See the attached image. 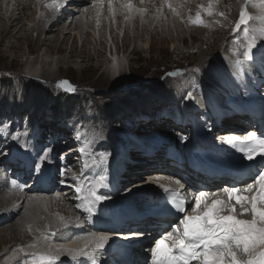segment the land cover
Masks as SVG:
<instances>
[{
  "label": "bare ground",
  "instance_id": "bare-ground-1",
  "mask_svg": "<svg viewBox=\"0 0 264 264\" xmlns=\"http://www.w3.org/2000/svg\"><path fill=\"white\" fill-rule=\"evenodd\" d=\"M37 1L39 0H16L17 7L16 5L12 7L9 4V2H11L10 0H0V52L2 53L1 58L3 60L9 59L11 66L17 65L19 62L23 67H40L41 70L39 72H36V74H33V76L50 81H57V79H59L57 72H61L63 69L70 71V61H73L76 57L81 58L82 62L86 63V68H89L94 64L97 68H100L102 64L106 65V62L102 61L105 57L103 56V53L102 55L95 56L89 53L87 50V47L91 44L89 42V37H93L95 34H98L99 36V43L96 41V45L101 46L104 50H106L108 21L98 19V17L100 16L98 7L99 4H101L102 0H40L42 1V3L39 1V6H41L40 9L42 11L40 16L37 15L36 11L38 5ZM164 1L165 0H132L134 9L131 14H128L124 7H119L116 10V14L114 16V19L117 21L118 25L116 29L118 31L123 29L124 27L126 28L123 51L124 56L125 53H127L128 57L131 59L133 68L137 67L144 72L155 71L157 62V60H155L157 59L155 58L156 55L167 52L166 50L168 48L166 47L173 44L175 41H186L184 31H180V33L177 32V35H174L175 33L173 34V29L167 25V22H165L164 19L160 20V16L163 15L171 22L173 17H177L175 15V12L177 10L178 4L176 3L185 2L186 5L191 8V10H193L195 4L197 2L199 3L200 0H175L173 3L169 2L173 0H168L166 4L174 5V7L176 8L175 12L172 10V6H165ZM208 1L211 0H206L204 2L202 1L203 4H201L203 7V11L204 9L208 8ZM251 2V14L256 16L254 21L256 24H259L261 30H263L262 32H264V0H252ZM144 10L145 12H143ZM104 11L107 12V17H109L110 24L112 25L111 18L113 17L110 13H108V8H106ZM26 21L34 23V29L32 31L26 29ZM97 22H101L103 24L99 25V27L96 29ZM191 22L193 23V20ZM84 25L88 26L92 31L86 32L87 39L85 40V42H82L80 51H77L79 40L81 41L82 36L85 34ZM250 26L252 27L253 24H251ZM69 30L76 32L78 31L79 35L81 36V38L77 39L76 37H74L70 47L68 44L69 37L67 36V32H69ZM34 31L38 32V35L34 36ZM103 32H106V36L103 35ZM163 32L166 36H161ZM199 32H202L203 34L205 31H198V33ZM258 32L261 31L257 29L253 30L254 34ZM115 33L117 32L115 31ZM197 36H195L196 39H193L197 43L196 47H193L194 50H190L189 48V50H186V52H190L192 56L195 57L193 59L197 62L198 67L202 68L210 63V56L215 49L219 48L217 52L222 53L221 50L225 48L223 45L219 46L218 38H214L213 40H206L205 38L198 40ZM239 36L240 39L245 38L244 41L246 44H248L249 38L245 32H241ZM114 37L115 40L119 39L118 36ZM256 41L257 47L254 51L256 54L253 63L249 64L245 61L243 66L238 68L235 63L229 64L228 61L231 57L225 60L222 56V53V55L220 54V57H218L217 59V64H213L212 70L209 71V68L207 67L208 72H204L205 77L201 80V82H195V85L200 84L203 86L202 88L204 89V94L201 93L203 100H207V98L210 99L209 103L206 102L205 104H209L208 109L210 110V113L207 116L205 115L206 107H198L197 109H200L197 112L198 114L190 118H185L186 121L190 123H188L187 125H183L188 134H185L184 137L194 138L198 130L203 131V128L201 129L200 126H198V124H201L203 122H207L205 124L211 125L214 121H216L220 122V124L222 125L225 124L227 126L238 128V123L243 119L251 120L250 115L245 116L246 118H241L240 115L221 118L217 115L218 112L219 114L222 113L223 115V113L225 114L226 112L228 114L229 112L241 113L245 110V106L247 105L246 100L242 101V99H240V101L237 102L238 100L233 101L234 99H231L232 101H229V98H231V96L237 91H250L251 93H253L255 104L253 105L254 108H252L251 110L249 109L250 114L251 111L259 110L258 113H260V115L262 116V120L264 121V104L262 103L257 91V89L259 88V84L264 81V51L261 52V50H264V35L260 34V38ZM42 49L44 51L43 57L41 56ZM235 49L231 47L229 51H225V53L228 52L234 55L237 50ZM173 51L175 54H179L181 52V50H178L177 47H174ZM50 55H60V57L57 56L59 58L56 63L57 72L52 68L54 61L52 59H47V57H49ZM65 58H68L70 60L68 61ZM115 59L120 70L118 79H121V75H125L126 70L123 67V63L120 62L119 56ZM65 60L69 62V65H65ZM240 60L244 61V58L240 57ZM111 62L112 61L110 60L108 65H110ZM235 66L236 70L234 69ZM227 67H229V69ZM111 71L112 69L110 68L109 75L103 73L100 76L103 83L108 84L116 78V74L114 75V73H111ZM221 72H225L226 75H223ZM232 75L234 76L236 81L232 77ZM177 84L178 83H176L175 85L176 87L172 88L171 92L168 90L170 94L168 97H166L168 105L172 107V111H168V114L170 115L168 124L172 123L170 125V129L175 128L173 125L175 123L172 121V118L176 117L178 118L179 122L184 123L182 114L186 116V111H188V109L194 110L196 105H200L199 101H197L199 96H188V93L192 92L193 90H195L196 92L198 86L196 87L193 84L192 88L189 87L187 89L184 84ZM242 85H244V88L242 87ZM194 86L196 87V89H194ZM228 90H231V92H229ZM244 96H246V94ZM164 97L165 96L163 95L162 98ZM233 98H235V96ZM25 102L26 100L21 102L16 101L10 94L8 112L6 115L4 114V117H9L10 120H14V123H17V119H15V114L18 115L17 113H15L17 110L16 108H22L23 111L20 112L21 115H23L22 113H26ZM231 102H236L237 104L230 105ZM43 107L40 108L39 104L33 102L31 103L30 108L34 109L33 111L35 115L38 112L39 116V111H41ZM38 116H35L34 119H38ZM35 120H33L28 128L25 129L26 133L20 132L23 130V127H21L20 129L18 128L19 130L16 134L13 133L14 136L18 134L21 139L25 141V144H27L31 150V152L29 153H23L18 150H14L16 149V147H20L19 144L13 145V143L10 142L11 128H14L10 126V132H8V124L6 126H3V122L2 120H0V124L2 126L1 129L3 128L2 133L5 134V138L0 135V152H2V158L0 157V174H3L9 169L10 171H12V174L16 176L17 181L19 180L22 184L25 180L31 177L32 171L29 170L30 161L33 160L31 159V156L38 153L41 148V143L43 144V131H49V136L46 137H48L49 141H51L53 145H57V139L59 136V134L57 135L55 133L56 131H59V133L61 132L60 134H62V137L68 135L64 128H62L61 130L57 127L56 124L45 125L42 124L41 121H39V123L36 125L34 123ZM152 125L154 124L152 123ZM164 125H161V128L167 126ZM89 126V122H85V124H82L81 127L86 128ZM15 129H17V126L15 127ZM253 131L256 132V130H253L252 128H250V126H245L241 136L247 137L248 133ZM261 133H264V131H262ZM228 134L229 132L219 133V135H227V137L230 136ZM176 135L178 136V134ZM103 136L104 134L97 135L94 139V143L97 144V147L109 149L110 147L107 146L109 144L103 142ZM16 140L11 141L15 142ZM66 142L68 145H72L78 141L76 139H70ZM216 142L219 143V141L217 140ZM177 144V140L174 139L171 144L163 143L162 145H158L159 147H161V151L160 149L158 151V148L156 147V151H154V155L151 153V157L131 153L128 161H125V158L123 157H116V160H114L112 157H109L105 159V164L101 165V163L98 162V165H101V168L99 170H104L107 175L108 179L106 182H112L114 189H120L124 186L125 183L134 181L132 185L123 189L129 192L125 195L131 196L132 191H140L139 195L136 196L134 202L127 206H122L123 210L114 209L112 208L113 204L109 203L108 205H103L101 207L100 213H98L96 211L99 208L98 203L95 212L90 215L84 210L85 204L82 202V197L84 194H86V192L77 194L75 192V189H71L70 192H59L60 196L57 197L58 199L56 197H53V195L50 196L54 193V190H56L59 185L64 184L59 183L55 179V177L70 181V183L75 187L81 186L82 188H85L84 186H86V188H88L92 186L88 180L89 174L86 172L85 168H83L82 162L78 161L77 158L70 156L72 152H79L80 146H78L77 148H69L63 151V153L65 154V159L62 162L63 165L62 167L54 166V169L50 168L49 166V160H52L54 154L51 151L48 152L43 162H41L38 170H41L42 172H49V177H47L43 181L28 182L27 185H31L30 188L32 189V191L29 193L21 192L19 187L13 186L7 181V178H11L12 180L15 178L6 177L5 181L0 176V245H6V249L4 251H0V264H5L6 262H8L9 264H58L54 259H49L48 262L43 263L39 259H34V257L45 255L48 256L49 254H51L52 258H56L54 254L57 253V248L68 247L69 242L67 240L70 238L69 234L75 232H82L86 234H97L100 232L105 233V231H109L113 228H116L115 231H117L120 229V226H122V224H128L129 222L139 223L137 224V226L131 227L133 232H129L126 234L131 235L132 233H135L134 236H145L146 242L141 241L140 245H147L145 243H148L149 241L151 242V240H149L148 238V236H151L149 234L155 233L156 230H149V228H147L149 227V218L145 216L148 215V213H150L151 211L155 210L156 206L161 204L162 200L165 197V193L163 192V188L159 184L154 183V186H150L148 184L150 182L142 180H145V178H150L148 181H151L153 176H155L158 182L163 187H172L173 185L174 188L180 189L179 183H172L171 181L167 180L166 176H163L166 175L164 172H162L164 170H160L159 166L153 167L154 165H156V163L158 164L159 162H161L159 164L162 165L163 161H167L168 163H170V165L174 166L180 161L187 160V158L181 156L180 153H183L181 149L186 150L189 148L184 147L179 149V147L175 146ZM46 148L50 147L47 146ZM197 148L205 152L212 151L210 147H205L202 144H198V142L196 141L192 150ZM4 153L7 154L3 155ZM82 153L85 155L88 164L94 163V160L92 158L96 159V152L91 146L88 149L84 150ZM99 153L101 155L104 154L102 150L99 151ZM221 153L225 154L226 151H223ZM133 162L137 163L134 164ZM36 163L37 161L34 162V165H36ZM144 163H146L150 167H143ZM120 166L121 168L117 170V168ZM184 166L185 165H183V167ZM62 170H66L63 176H61L60 174ZM139 171L143 172L141 174H136ZM52 172H55L54 178ZM74 177L75 180L73 179ZM134 177H136V179ZM138 180H140V182ZM251 181L247 182L248 184H246V187L251 183ZM109 186L110 184L107 187L109 188ZM8 187H10L9 190H7ZM241 187L242 186H236L235 188L238 190V188L240 189ZM232 188L233 187L226 182L216 184L213 188H210V191H202L215 193L219 190H230ZM228 192L229 191L224 192V200H227L226 195L229 194ZM72 194H74L75 197H79L81 199L79 204H77L78 201H76V199H73L74 196ZM65 195H67V197H64ZM125 195L123 197H125ZM23 197L24 200L22 203H20ZM208 203L209 202L207 200H203V203L201 205L205 207V205H208ZM225 203L227 204V202ZM244 205L248 207V203H244ZM242 210L245 209L243 208ZM56 211H59L60 214L58 215ZM239 212L240 211L237 210V213ZM223 213L224 212L221 211V214ZM246 217L251 218L252 213L247 212ZM10 220H14L13 223H11L9 226H6L7 222H9ZM2 221L5 224H3ZM140 221H144L147 227L145 225H141ZM94 222L96 223L94 224ZM162 223L165 222L162 221ZM36 226L37 231H34ZM6 235H11L12 238L10 241L6 242ZM21 235H25V239H22ZM128 235H126V237H128ZM143 237L142 239H144ZM32 239H35L37 243L30 244ZM122 247L131 248L134 251H137L138 246L134 242H124L117 240H114L108 246L109 249ZM93 251L96 250L93 248ZM96 254L105 255L107 254V252H103V254H100V252L96 251ZM118 264L142 263L139 261V257L135 254L125 256L123 259L118 261Z\"/></svg>",
  "mask_w": 264,
  "mask_h": 264
},
{
  "label": "rangeland",
  "instance_id": "rangeland-1",
  "mask_svg": "<svg viewBox=\"0 0 264 264\" xmlns=\"http://www.w3.org/2000/svg\"><path fill=\"white\" fill-rule=\"evenodd\" d=\"M10 1L11 2H9V4L12 7L14 5H16L17 7L16 0H10ZM39 1H37L38 5L36 8L38 16H40V14L42 13L40 9L41 6H39L40 2L42 3V1L40 2ZM174 1L175 0L169 1V2L173 3ZM202 1L204 2L206 0H200L199 3L197 2L193 10H191V8H189L185 2L176 3L178 4V7H177V10L175 9L176 12L175 10L174 12L177 17H173L171 22L168 18L164 17L163 15L160 16V20L164 19L165 22H167V25L173 29L174 31L173 34L175 33L174 35H177V32L180 33V31H184L186 41L184 42L175 41L173 44L168 45L166 47L168 48L166 50L167 52L156 55L155 57L157 58L155 59L157 60L156 68H155V71L153 72H150V71L144 72L143 70L137 67L133 68L131 59L128 57L127 53H125V56H124L123 46H124V36H125V31H126L125 27L118 31L116 29L117 33L113 34V40L110 41L108 39V25H107L106 50H104L101 46L96 45V41L97 42L99 41L98 34H95L93 37L92 36L89 37V42L91 44L89 43L90 45L87 47L88 52L95 56L102 55L103 53V56H105L102 61L106 62V65L102 64L100 68H97L95 64L89 68H86V63L82 62L81 58L76 57L73 60L75 62L70 61V65H71L70 71L63 69L61 72H57L56 63L60 55L59 56L50 55L49 57H47V59H52L54 61L52 68L57 72L58 78L60 79V80L57 79V81H50V80L42 79L40 77H34L33 74H36V72H39L41 70L40 67H36V68L35 67L30 68V66L23 67L19 62L17 65L11 66L9 59L3 60L1 58L2 53L0 52V120H2L3 126H6L7 124L9 125V122H10L9 121L10 119H7L4 117V114L6 115L8 112V103H9L10 94L13 96V98L16 101L21 102V101L26 100L25 102L26 113H22L23 114L22 117L24 118H21L19 116L21 115L20 112L23 111L22 108L21 107L16 108L17 110L15 113L18 114V115L15 114L17 123H14V122L13 123L17 126V129L15 128H14L15 130L11 129L10 142L13 143V141L11 140L17 139L20 142V144L25 143V141H23V139H21V137L18 134L15 135L17 137L16 139H12V137L14 136L13 133L16 134L21 127H23V130L20 132L24 133L26 129L25 128L26 123L29 126L32 123V121L35 120L34 117L38 116V112L35 115L33 111L34 109L30 108L31 103L33 102L39 104L40 108L43 106H46V107H43L41 111H39L38 119H36L34 122L36 125L39 123V121H41V123L45 125L56 124L57 127L60 128L61 130L62 128H64V130L68 134L67 136H63L64 137L63 138L62 134H60L61 132L60 133L59 131L55 132L57 135L59 134V136L57 139L58 140L57 145H55L54 150L53 148H51V151L54 153V157L52 160H50V162L55 164L58 167H62L63 165L62 162L65 159L64 158L65 154L63 153V151L69 148L70 149L77 148L78 146L81 145L80 143L78 144L77 142L72 145H68L66 141L72 139L71 137L72 130L76 129V126L78 125L85 124V122H89V125H90L89 127L85 128V136H86V141L90 144V146L96 152V159H95L96 163L95 164H98L99 158L101 156L99 151L101 150L104 153L109 154L106 157V159L109 157H112L114 160H116V157H123L125 158V161H128L131 153L133 154L135 153L136 155L151 157L152 154L154 155V151H156L155 150L156 147L158 148L157 149L158 151L159 149L161 151V147H159L158 145H162L163 143L171 144L174 139H176L178 142V138H177L178 136L176 134H177V131L181 129L182 122L179 123L178 118L175 117V118H172V121L175 123L173 124L175 128L170 129L171 127L170 125L172 123L168 124L169 123L168 120H170V115L168 114V111L169 112L172 111V107L168 105V101L166 100V97L169 96L170 92L172 91V88L176 87L175 86L176 83L178 84L180 83V84H184V86L187 87L188 89L189 87L192 88L193 84L195 85V82H201V80L205 77L204 72L206 71L208 72V68H209V71L212 70L213 64H217V59L218 57H220V54L222 55L223 53L222 55L223 58L227 60V57H228L227 55H229L230 53L228 52L225 53V51H229L231 47H233L234 49L235 48L237 49V50L235 49L237 53L235 52L234 54L235 56H237V58H235L234 62L238 58L240 59V57L243 56L242 51L246 50V47H247V44L244 41L245 38H241V39L239 38L240 37L239 34L241 32H245L244 31L245 28H247L250 31V32L248 31V34H247L248 38L254 37L255 40H258V38L260 37L259 36L260 32L256 34L253 33L254 29L258 30L261 28L259 24H256L254 21L256 16L251 14V5H252L251 1L252 0H211V1H208L210 5L207 3L208 8L204 9V11L202 7V4H203ZM242 9L248 12L251 19L249 20L247 25H241V28L238 30L236 29L235 25L239 20V13ZM209 11L212 13L211 15L208 14ZM192 20H193V23L191 22ZM101 22L96 23L97 24L96 29L99 27V25L103 24ZM25 23H26L27 30L32 31L34 29L33 22L26 21ZM251 24H253L252 27L250 26ZM117 26L118 25H116V28ZM84 30H85V34L82 36V38L79 35L78 31L76 32V31L69 30V32H67V36L69 37V43H68L69 47L72 44L74 37H76V39L81 38V41L79 40L78 49H77V51H80L82 42H85V40L87 39L86 32L92 31L86 25H84ZM198 31H205V32L202 34V32L198 33ZM260 31H263V30H260ZM105 34L106 32L105 33L103 32L104 36H106ZM33 35L34 36L38 35V32L34 31ZM51 35H54V34H51ZM164 35L165 34L163 32L161 36H164ZM197 35H199L200 37ZM114 36H118L119 39L116 38L117 40H115ZM195 36H197L198 40H201L204 38L206 40L207 39L213 40L214 38H218L219 46L223 45L225 48L221 50L222 53L217 52L219 48L215 49L212 52V55L210 56V63L202 68L198 67L197 62L193 59L195 57L192 56L190 52H186V50H189V48L191 50L193 49V47H196L197 43L195 42V40H193V39H196ZM174 47H177L178 50H181V52L179 54H175L173 51ZM184 53L186 56L184 55ZM43 55H44V51L42 49L41 56L43 57ZM117 55L119 56L120 62L123 63L124 69L126 70L125 75L124 74L121 75L122 76L121 79H118L120 75L119 67H118L119 72L117 75L114 72L115 69L111 68L110 65H108L110 60L112 62L116 60L115 58L118 57ZM224 55L226 56V58ZM44 59H45V56H44ZM66 60L69 61L70 59L67 58ZM66 60H65V65L69 63ZM163 62L165 65L163 64ZM234 62L228 61L229 64H234ZM110 68L112 69L111 73H114V75L116 74L115 75L116 80L114 79L108 84H105L102 82L100 76L103 73H105L106 75H109ZM227 68L229 69V67ZM234 69L236 70V66L234 67ZM169 73H173V75L169 76L168 75ZM221 73L223 75H226L225 72L224 73L221 72ZM232 77L234 78L233 75ZM1 80L9 81L10 84L4 85ZM62 81H68L70 82V84L61 85ZM195 86L196 87L198 86L197 90L196 92L195 90L190 92L192 93L191 95L202 97L201 93L204 94V89L202 88L203 86L200 84L198 85L196 84ZM195 86H194V89H196ZM242 87L244 88V85H242ZM21 90L23 92L22 96L19 93L21 92ZM228 91L231 92V90H228ZM59 92L62 94L66 93L69 96L68 97H58L57 95ZM262 93H263V90L259 89L258 90L259 96H262L261 95ZM245 94L246 93L244 92L238 91L237 94L229 98V101H232L231 99H234L233 101L238 100L237 102H239L240 99H242L243 101L245 98L244 96ZM163 95L165 96L164 98H162ZM234 96L235 98H233ZM209 100L210 99L208 98L207 100L204 99V101H207V102H209ZM242 101H241V104H242ZM234 104H237V103H234ZM244 112L245 111L241 113V116H244ZM226 113L225 114L223 113L222 115V113L219 114L218 112L217 115L220 117H227V118L233 115L234 116L240 115L239 112H229V114L228 113L226 114ZM103 114L105 115V117L100 118L102 117ZM245 122L246 121H242L241 126L244 125ZM152 123L154 125H152ZM205 123L204 125H206ZM164 124H166L167 126ZM187 124L185 123L184 125H187ZM161 125H164L166 127L161 128ZM204 125L200 124V126L202 127H204ZM1 127L2 126L0 124V132L3 131L2 130L3 128L1 129ZM48 132L49 131L45 130L42 133L43 144L41 143V155L45 149H48L46 147L52 144L51 141H49L48 137H46V136H49ZM99 134H104L103 142L109 144L107 145L108 147H110L109 149H103L101 147H97V144L94 143L95 137ZM46 143H49V144H46ZM21 148L27 153L31 152L28 146L21 145ZM147 149H149L150 151ZM165 152H166V149H165ZM1 154L2 152H0V157L2 158ZM5 154L7 153H4L3 155ZM83 155L84 154H81L80 152H77V153L72 152L70 154V156L75 157L78 159V161L82 162L83 168H84V164L85 162H87V160H86L85 155L84 156ZM133 163L136 164L137 162H133ZM158 164L156 163V165H154L153 167L157 166ZM143 167L149 168L150 166L144 163ZM119 168H121V166L118 167L117 170ZM65 171L66 170H62V172H60L61 176L65 174ZM142 172L143 171H139L136 174H141ZM111 173H112V169H111ZM6 177H14V175L12 174V171H10L9 169L8 171H5L1 176V178H3V180L5 181H6ZM134 178L136 179V177ZM55 179L59 183H64V184H69V185H64V184L59 185L56 188V190H54V193L51 194L50 196L53 195V197L57 198L60 196L59 192L61 191L70 192L71 189L76 188L74 185L70 183V181L63 180L59 177L57 178L55 177ZM148 179L149 178H145V180H142V179L140 180L147 181ZM140 180L138 181L140 182ZM7 181L11 183V178H7ZM28 182H31L30 178L25 180L23 184L20 183V181L18 180V184L21 185L19 186L21 192L29 193L32 191V189L30 188L31 185L29 184L27 185ZM133 182L134 181L130 183L124 182L125 184L123 186V189L125 187L132 185ZM9 188L10 187H8L7 190H9ZM72 195L74 196V194ZM38 196H42V195H38ZM64 197H67V195H65ZM73 199H76V201H78L77 204H79L81 200L79 197H75V196ZM23 200H24V197L21 199L20 203H22ZM57 214L59 215L60 212L58 211ZM13 221L10 220L9 222H7L6 226H9L11 223H13ZM2 223L5 224L3 221ZM34 231H37V226L35 227ZM21 237L22 239H25V235H21ZM11 238H12L11 235H6V238H5L6 242L10 241ZM31 243L36 244L37 242L35 241V239L34 240L32 239L30 244ZM5 247L6 245H3V244L0 245V251L1 250L4 251L6 249ZM5 264H9V263L6 262Z\"/></svg>",
  "mask_w": 264,
  "mask_h": 264
},
{
  "label": "snow or ice",
  "instance_id": "snow-or-ice-1",
  "mask_svg": "<svg viewBox=\"0 0 264 264\" xmlns=\"http://www.w3.org/2000/svg\"><path fill=\"white\" fill-rule=\"evenodd\" d=\"M208 14L212 13L209 11ZM250 19L248 12L242 9L235 25L236 29L239 30L241 25H247ZM244 31L247 35L248 29L245 28ZM261 34L264 35V32ZM256 47L255 38L250 37L246 50L242 53L244 61L238 58L235 62L238 68L242 67L245 61L249 64L254 62ZM168 75L171 76L173 73ZM69 84L68 81L61 82V85ZM188 96L190 97L191 93H188ZM182 139L187 140V137H182ZM246 139L251 142L246 147L237 136H228L225 142L241 151L247 160H254L257 155L264 159V133L258 136L257 132L253 131L248 133ZM50 151L51 148L45 149L44 153L39 156L35 170L39 169L41 162ZM108 155V153L102 154L98 162L102 163ZM92 159L94 163L91 166H95L96 161ZM89 167L90 165L85 162L84 168ZM73 179L75 180V177ZM107 179L105 174H98L92 186L75 188L77 194L86 192V195L82 197V202L85 204L84 210L90 215L95 212L98 203L110 198L107 193L98 194L99 189L108 186ZM11 184L21 186L17 179L11 180ZM257 184L261 186L259 197L248 202L251 207L241 205L245 211L251 212L255 217L251 221L237 219L233 215H221L222 208L217 205H223L224 202L220 200H214L211 205H205V211L202 214L189 215L186 211V201L174 190L164 187L163 192L167 194V199L177 214V219L170 225V230L161 233L160 238L154 242V247L151 249L153 264H192L193 261L196 264H264V168L257 170L253 176V183L248 187L254 188ZM224 191L229 190L224 189ZM232 191H237V189L233 187ZM199 195L201 200L195 202V207L190 209L191 212H196L200 208L203 198L208 193L201 192ZM257 202L261 205L260 207L256 206ZM93 235L96 236L93 248L103 254L102 250L109 237L103 232ZM166 241L170 246L166 251H162V246ZM91 251L92 249H89V252ZM82 255H88V252H82ZM51 258V254L34 257L39 260Z\"/></svg>",
  "mask_w": 264,
  "mask_h": 264
},
{
  "label": "trees",
  "instance_id": "trees-1",
  "mask_svg": "<svg viewBox=\"0 0 264 264\" xmlns=\"http://www.w3.org/2000/svg\"><path fill=\"white\" fill-rule=\"evenodd\" d=\"M1 81L3 82L4 85L10 84L9 81H6V80H1ZM66 95H67L66 93L62 94V93L59 92L57 96L58 97H68L69 96V95H67V96ZM104 117H105V115L103 114L102 117H100V118H104Z\"/></svg>",
  "mask_w": 264,
  "mask_h": 264
},
{
  "label": "water",
  "instance_id": "water-1",
  "mask_svg": "<svg viewBox=\"0 0 264 264\" xmlns=\"http://www.w3.org/2000/svg\"><path fill=\"white\" fill-rule=\"evenodd\" d=\"M43 262H45V260H43Z\"/></svg>",
  "mask_w": 264,
  "mask_h": 264
},
{
  "label": "clouds",
  "instance_id": "clouds-1",
  "mask_svg": "<svg viewBox=\"0 0 264 264\" xmlns=\"http://www.w3.org/2000/svg\"><path fill=\"white\" fill-rule=\"evenodd\" d=\"M22 91V90H21ZM23 93V92H22Z\"/></svg>",
  "mask_w": 264,
  "mask_h": 264
}]
</instances>
